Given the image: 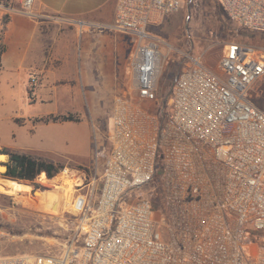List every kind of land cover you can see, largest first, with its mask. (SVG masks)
I'll return each instance as SVG.
<instances>
[{"label":"built area","instance_id":"1","mask_svg":"<svg viewBox=\"0 0 264 264\" xmlns=\"http://www.w3.org/2000/svg\"><path fill=\"white\" fill-rule=\"evenodd\" d=\"M193 1L117 0L110 28L132 42L126 91L113 99L108 148L93 155L103 167L99 191L85 198L78 233L49 264H264V46L227 43L218 71L184 53L171 111L149 107L172 50L150 26ZM34 2L20 0V10L38 19ZM219 2L230 21L264 32V0ZM70 22L81 33L89 26ZM186 45L193 49L190 37ZM37 85L30 74V100ZM157 177L163 203L152 190ZM0 264L41 263L13 255Z\"/></svg>","mask_w":264,"mask_h":264},{"label":"rangeland","instance_id":"2","mask_svg":"<svg viewBox=\"0 0 264 264\" xmlns=\"http://www.w3.org/2000/svg\"><path fill=\"white\" fill-rule=\"evenodd\" d=\"M218 3L219 0H194L180 11L165 15L157 24L150 26L172 49L159 80V100L150 103L151 109H156L161 102H168L174 78L186 61L184 53L202 55L207 66L218 71L227 43L237 41L264 46V32L242 28L230 21L223 10L225 20L231 25L228 29L221 19ZM189 37L193 43L192 50L186 45ZM168 50L166 45L161 48L163 55ZM258 86L264 88V79ZM16 91L7 88L6 93L13 96L0 99V152L5 149L40 157L62 165V169L53 178L43 172L34 181L26 182L5 179L4 173L0 171V256L25 255L36 263L49 264L48 261L59 257L66 242L78 233L80 209L85 198L95 199L99 191L102 164L96 166L93 158L90 162L88 160L93 150L95 153L98 149L93 148L92 141H100L103 122L82 112L79 119L63 123L45 124L28 120L23 123L22 116L31 114L41 106L30 98H17ZM258 104H264V96ZM53 107L44 106V109ZM166 108L171 111L167 103ZM109 114L108 108L107 129ZM104 139L100 146L108 148L107 136ZM10 162L8 158L0 161V164ZM153 184L152 190L158 194L156 200L163 203L165 191L160 177ZM17 185L25 189L23 193L15 190ZM35 190L54 192V196L51 201H45L36 196ZM254 242L260 245L257 238ZM249 254L250 250L247 256Z\"/></svg>","mask_w":264,"mask_h":264},{"label":"crops","instance_id":"3","mask_svg":"<svg viewBox=\"0 0 264 264\" xmlns=\"http://www.w3.org/2000/svg\"><path fill=\"white\" fill-rule=\"evenodd\" d=\"M116 3L117 0H35L33 12L41 16L38 19L20 10V0L0 3V99L11 97L7 88L17 90V98L29 99L30 74L38 80L31 101L41 107L22 116L23 123H63L67 120L42 119L73 114V120H77L86 112L103 122L100 141H92L93 148L104 143L108 108L111 112L114 97L126 91L125 67L132 49L128 36L110 28ZM72 19L89 26L81 33L70 22ZM44 106L54 107L45 110ZM15 187L17 192L25 190Z\"/></svg>","mask_w":264,"mask_h":264},{"label":"trees","instance_id":"4","mask_svg":"<svg viewBox=\"0 0 264 264\" xmlns=\"http://www.w3.org/2000/svg\"><path fill=\"white\" fill-rule=\"evenodd\" d=\"M0 2L6 3V0H0ZM219 12L222 14L221 19L224 25L229 29L231 25L225 20L223 15V7L219 2L217 4ZM2 51V49H1ZM171 92V91H170ZM167 101L162 102L163 106H166ZM71 115H59V116H49L43 118L45 122L53 120L56 122L58 120H73ZM3 152H8L2 149ZM10 154V163L8 164V169L4 173V176L11 179H16L19 181H34L38 175L41 173H46L49 178H53L59 174L62 169V165H57L53 162L47 161L42 158H36L27 154H19L14 152H8ZM8 159V158H7Z\"/></svg>","mask_w":264,"mask_h":264},{"label":"bare ground","instance_id":"5","mask_svg":"<svg viewBox=\"0 0 264 264\" xmlns=\"http://www.w3.org/2000/svg\"><path fill=\"white\" fill-rule=\"evenodd\" d=\"M6 160H7V156L0 155V161H6ZM0 171H4V168L2 166H0ZM34 193L36 194V196H38L41 199H44L45 201H51L54 196V192L45 193L40 190H35Z\"/></svg>","mask_w":264,"mask_h":264},{"label":"water","instance_id":"6","mask_svg":"<svg viewBox=\"0 0 264 264\" xmlns=\"http://www.w3.org/2000/svg\"><path fill=\"white\" fill-rule=\"evenodd\" d=\"M0 155L7 156V158H10V155L7 152L1 151ZM0 166H2L4 168V171H1V172L5 173L8 169V164L3 163V164H0Z\"/></svg>","mask_w":264,"mask_h":264}]
</instances>
